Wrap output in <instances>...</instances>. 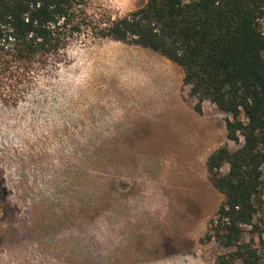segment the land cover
I'll use <instances>...</instances> for the list:
<instances>
[{"label": "rangeland", "instance_id": "374dc122", "mask_svg": "<svg viewBox=\"0 0 264 264\" xmlns=\"http://www.w3.org/2000/svg\"><path fill=\"white\" fill-rule=\"evenodd\" d=\"M145 2L85 8L102 21ZM183 79L160 53L90 31L18 103L28 83L0 71V264H217L224 249L203 238L224 196L206 162L238 143Z\"/></svg>", "mask_w": 264, "mask_h": 264}, {"label": "trees", "instance_id": "16d2710c", "mask_svg": "<svg viewBox=\"0 0 264 264\" xmlns=\"http://www.w3.org/2000/svg\"><path fill=\"white\" fill-rule=\"evenodd\" d=\"M86 1L0 0V71L28 83L14 103L34 77L58 68L85 31L178 64L194 109L202 113L208 100L227 114L226 137L238 143L207 158L224 199L203 241L224 249L217 264H264V0H146L102 21L90 17Z\"/></svg>", "mask_w": 264, "mask_h": 264}]
</instances>
